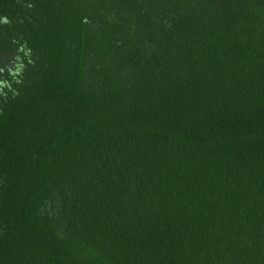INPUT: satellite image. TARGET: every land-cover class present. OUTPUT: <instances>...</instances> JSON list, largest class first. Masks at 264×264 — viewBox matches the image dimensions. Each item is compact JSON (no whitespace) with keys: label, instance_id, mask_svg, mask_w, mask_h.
Here are the masks:
<instances>
[{"label":"trees","instance_id":"1","mask_svg":"<svg viewBox=\"0 0 264 264\" xmlns=\"http://www.w3.org/2000/svg\"><path fill=\"white\" fill-rule=\"evenodd\" d=\"M0 264H264V0H0Z\"/></svg>","mask_w":264,"mask_h":264}]
</instances>
